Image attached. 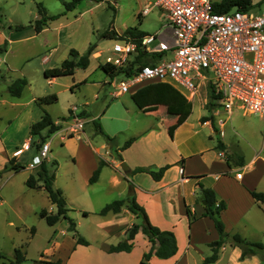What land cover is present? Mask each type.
<instances>
[{"label":"rangeland","instance_id":"374dc122","mask_svg":"<svg viewBox=\"0 0 264 264\" xmlns=\"http://www.w3.org/2000/svg\"><path fill=\"white\" fill-rule=\"evenodd\" d=\"M63 1L69 0H0V47H5L6 50L0 53V135L4 141L16 144L26 138L27 109H29V117L34 119L35 111H37L35 106L41 107L35 102H29L24 108L22 105L16 106L13 101H30L31 94L45 93L48 89L59 96L57 102L51 103L48 113L60 122L63 115L67 112L69 114L67 108L73 105L90 111L91 115L97 117L99 124L103 126L102 124L106 123L109 130H115L118 126L125 124L122 115L118 117V120H109L111 110L105 111V109L111 106L113 109L123 104L130 106L128 107L130 119L132 120L136 115L141 116L142 126L156 124L159 122V117L164 121L168 120L171 116L166 112L176 113V108L158 104L152 105L156 108L151 110V114H145L136 106L131 94L149 82H143L128 92L114 96L111 92L115 91L117 82L124 78V74H109L96 65L98 60L101 64L103 63L104 57L111 52L113 43L117 41L116 35L103 36V32L115 30L117 34H122L134 27L148 34L161 32L166 22L161 15L163 14L161 9L151 7L148 14L138 16L137 10L141 0H81L71 10H65ZM38 3L45 8L46 15L59 14L58 18L48 20L39 33L34 30V22L39 17ZM263 8L264 5L253 3L248 12L254 13ZM235 10L236 8L231 9V11ZM90 43L96 44L95 49L100 52V56H98L99 59L90 57L88 69L94 70L89 72L87 83L79 81L84 69H78L73 75L60 76L52 84L38 82L40 77L43 78V72H40L38 66L42 55H47L48 67L58 66L63 59L70 56V48L83 52ZM162 56L164 59H169L171 54L166 52ZM152 57L159 62L158 54ZM21 74L25 75L27 80H32V86L25 88L20 98L12 97L6 91L9 78L21 77ZM207 76L213 82L215 81L210 72ZM73 80H75L73 84H77L71 89ZM183 92L192 102L190 122L200 126L201 121L210 120L214 122V129L216 131L222 129L225 133L223 138L226 140L228 138L235 151L246 159H249L256 151L264 157V115L245 113L237 105L227 115L219 109L220 103L210 97L209 86L203 84L199 85L193 96L186 90ZM31 110L33 113H30ZM154 111H158V114L153 115ZM20 112L19 117L22 118L14 120ZM220 118H225V123L221 127ZM93 125L89 120L85 126L87 135L82 137L80 145L78 142L70 148L62 146L58 132L50 135L49 156L51 154L54 156L49 158L57 162L53 186L62 190L69 209L68 215L76 223L78 233L89 241L88 245L80 244L76 247L77 251L73 253L67 264H98L96 255L100 252L98 249L101 244L103 242L118 243L123 239L121 232L130 226L127 213L120 214L118 220L111 214H99L106 203L126 197L129 193V184L122 176H119L121 181L118 184H111L108 181L109 168L105 169L107 172L101 175L98 183H88L90 151L86 145H98L104 139L100 133L94 132ZM202 132L209 137L207 136L208 128L204 125ZM44 135H49L47 128L43 130ZM113 137L115 144L120 146L130 138L120 132L115 133ZM200 140L204 143L203 139ZM211 140L216 144L220 140L219 133L212 132ZM30 144L35 145L33 139ZM116 145H111L110 148L117 159ZM36 153L37 149L30 147L27 151L20 153V162L24 164V168L16 172L4 170L0 173V195L5 200L3 206H0V252L5 255L4 258H0V264H10L9 259H12L14 249L21 246L25 251V260L22 264H42L43 260L57 259L64 264L63 261L75 246V238L72 231L68 229L66 219L60 218L54 225H48L39 216L42 208L50 212L56 211L55 205L51 204L44 188H30L25 185V179L29 174L36 176L37 167H27L31 156ZM233 155L239 156L236 152ZM5 158L6 156L0 150V169L4 168ZM45 161L49 169L53 171L52 160L47 158ZM128 176L130 177V174ZM263 182L264 177L262 185ZM84 211L87 212L86 215L83 214ZM169 212L176 214V209L172 207ZM179 218V223L183 225L184 220L182 217ZM133 221L138 223L139 219ZM32 227L33 232H31ZM141 241L142 238H138L131 253L129 260L133 263L138 262L136 257L140 251ZM260 241L263 248L257 252L264 260V235L261 236ZM228 242L232 240L228 239Z\"/></svg>","mask_w":264,"mask_h":264},{"label":"crops","instance_id":"0c3cea01","mask_svg":"<svg viewBox=\"0 0 264 264\" xmlns=\"http://www.w3.org/2000/svg\"><path fill=\"white\" fill-rule=\"evenodd\" d=\"M253 3L256 5H264V0H252V4ZM142 4L143 1H139V7L137 10L138 16H141L138 12L140 11ZM260 11L261 10L254 13H259ZM78 52L80 54L83 53L82 51ZM93 56L99 59L98 56H100V52L94 49L89 56V61L90 57ZM47 61V55H42L38 63L40 72H43L45 68H49L47 66ZM100 62L101 61L98 60L96 64L99 68L101 65ZM89 64L90 63H88V66L85 68H77L73 73L76 74L78 69H84L83 75L79 78L81 83H87V78L90 74L89 72L94 70L91 71L92 68L88 69ZM7 67L8 70H10V67ZM85 70L87 72H85ZM21 75V77L25 78V75ZM58 77L60 76L46 78L43 74V78L40 77L41 79L38 80V82L42 84H44V82L52 84L57 81ZM14 79L15 78H9L6 87V91L9 95L8 85ZM31 81L32 80H27V84L24 86L20 96L12 97L20 98L24 89L32 86ZM74 82L75 80L71 81V89L77 84H73ZM50 93L49 89L45 90V93L34 92L29 98L30 101L23 102L22 100H17L13 102L16 106L22 105L25 108L29 102L36 103L35 99L37 97ZM57 100H59V96H57L55 102H57ZM50 105L51 103L42 104L41 107L34 105L37 110L35 111L34 119L29 117V109H27L28 116L26 118V126L28 128V134L22 141L16 144H11L10 142L4 141L2 135H0V150L3 152V155L6 156L5 165L11 157H14L17 162H20V153L27 151L30 147L36 148L35 145L30 144L28 149L19 151L28 139L31 140V135L29 133L30 125L40 119L42 109H45L47 112L50 111ZM153 106L151 105L143 108L137 107L142 112H145V114H151V110L156 108ZM69 107L67 108L68 111ZM128 107L130 106L123 104V106L119 105L114 107V109L112 106L106 108L105 111L111 110L109 120H118V117L122 115L125 124L118 126L115 130H109L106 123H103L101 128L103 132L109 136H113L115 133L120 132L125 137H134L133 141L128 147L121 150L119 149L120 145H116L117 153L120 154L121 157H118L116 154V159L114 153L111 152V148L105 137L100 133L104 139L100 141L98 145H86L90 151L89 177L97 167L99 160H104L106 164L101 167L98 178L93 184L98 183L101 175L104 172H107L105 169L109 168L110 174L108 181L111 184H118V182L121 181L119 176L124 177L129 184V193L127 196L132 195L137 203L145 209L151 223L161 229H170L174 232L177 240L176 253L169 258H160L153 254L149 258L148 263L204 264L203 261L205 257L212 253L209 243L216 240L219 235L212 218L208 215H203L205 207L199 190L200 184H202L204 188L213 189L217 202L222 200L225 203V208L221 210L219 217L224 224L225 230L230 235L237 232L246 240L260 241L261 236L264 235V204L256 201L251 196L250 190L264 191V182L262 185V179L264 177V157L256 151L249 159H246L243 155L238 153V151H235L228 138L227 140L223 138V136H225L224 131L222 135L219 134V141L223 143L224 148H219L217 143L214 144L212 140L210 141L212 132L218 134V131L213 127L214 122H211L210 120L201 121V125L196 126V124L189 121V114L188 117L177 125L171 133L169 131V126L175 122V112H166L171 116L166 121L159 117V122L156 124L142 126L140 122L142 119L141 116L136 115L132 120L130 119V108ZM79 110L82 116L85 117L86 123L82 130L71 134H69V126L72 121L67 116L68 112L63 115L64 120L62 119L61 122L59 119L53 118L50 115L52 120L59 125V129L55 132L59 133V140L62 146H68L70 148L77 145L78 142L80 145L82 137L87 135L85 126L88 121L91 120L93 123V120H97V117L91 115L90 111H87L86 109ZM30 113H33V111L31 110ZM152 113L153 115L158 114V111ZM20 114L21 112L18 116L14 117V120L21 119L22 117H19ZM7 120L9 122L11 121V119ZM203 125L208 128L207 136L209 137H206V134L202 132ZM93 130L96 133L95 127ZM206 138L207 140H205ZM200 139H203L204 143H202ZM234 152L239 154V156L234 157ZM53 156V154L50 156L48 155V159L54 160L49 158ZM239 157H242V159L240 160ZM121 161H125L129 167L128 172H123L121 170L119 166ZM164 165L169 166L159 180H154L150 174L146 172H132L136 167L158 169ZM180 167L182 168V172L179 170ZM239 171L241 172V176L236 177V173ZM128 174H130V177ZM4 203L5 200L0 195V206H3ZM186 206L196 217L191 222L188 221ZM172 207L176 209V214L169 212V209ZM122 213L128 214L130 225L134 223L133 220L137 218L139 219L138 222H140V218L130 212L126 206H123L119 212H108L106 215L111 214V216H116V220H118V216ZM179 217H182V220H184L183 225L179 223ZM121 235L124 239L125 229L121 232ZM138 238H142V244L136 257L138 262L133 263L129 259ZM111 244L113 243L103 242L101 244L98 249L100 252L96 255L97 260L99 261L98 264H141L140 260L143 253L148 251L151 245L147 240V237L141 231H138L135 234L130 251L109 252L108 249ZM79 245L80 244H75L72 252L66 260L63 261L64 264L69 262L73 253L75 254L77 251L76 247ZM240 254L241 249L238 246L226 242L220 247L217 259L214 262L207 264H264V260L259 256L258 252L246 256L245 258H241ZM60 264H62V262Z\"/></svg>","mask_w":264,"mask_h":264},{"label":"built area","instance_id":"2783aa9c","mask_svg":"<svg viewBox=\"0 0 264 264\" xmlns=\"http://www.w3.org/2000/svg\"><path fill=\"white\" fill-rule=\"evenodd\" d=\"M138 12L146 15L151 7L163 11L164 29L143 34L138 40L118 37L103 63L113 66L111 74L123 73L112 92L114 96L130 91L143 82H167L192 96L200 84L211 86L227 115L237 105L245 113L264 115V8L259 13L235 10L216 12L212 0H142ZM121 34V33H120ZM142 51L146 63L130 61ZM170 53L164 59L163 53ZM160 57L157 62L153 55ZM150 57V58H149ZM131 66V71L124 69ZM121 69V71H119ZM213 74V82L207 73ZM72 123L69 134L82 130L86 119L76 105L67 115ZM220 127L225 118H220ZM220 135L223 130L218 131ZM32 141L28 139L21 150ZM51 138L46 137L27 163L35 168L48 158ZM182 172V168H179ZM241 172L236 173L240 177Z\"/></svg>","mask_w":264,"mask_h":264},{"label":"trees","instance_id":"16d2710c","mask_svg":"<svg viewBox=\"0 0 264 264\" xmlns=\"http://www.w3.org/2000/svg\"><path fill=\"white\" fill-rule=\"evenodd\" d=\"M81 0H69L63 1L65 10H71L76 6ZM213 9L216 12H227L232 8L237 10L248 11L252 5V0H215L212 1ZM37 11L39 17L34 22V30L39 32L47 24L48 20H54L58 18L59 14L46 15L45 8L41 3L37 5ZM145 32L136 29L135 27L129 31H125L122 34H117L115 30L105 31L102 33L103 36H129L133 39H139ZM117 38V37H116ZM96 44L90 43L87 46V49L83 53H79L76 49L70 48L69 57H66L61 61L58 66H53L45 68L43 74L46 78L48 77H57L64 75H72L77 68H85L89 63V56L94 51ZM5 51V47L0 48V53ZM149 59L145 57L144 53L140 50L138 55L135 56L133 60L130 61L132 66L135 63H146ZM131 66L125 68L124 70L129 72L131 71ZM100 68L105 72L111 74L110 72L113 69V66L108 63H102ZM121 71V69H119ZM27 84V80L24 77L15 78L8 85V91L11 96H20L24 86ZM210 97L217 101L218 95L215 94L212 90V87L209 86ZM135 104L139 108H143L151 105H163L166 107L176 108L175 122L169 126V131L172 133L174 128L183 122L192 110V102L185 97V95L176 89L174 86L167 82H149L148 84L136 89L131 94ZM57 95L55 93H50L44 96L37 97L35 99L38 105L49 104L55 102ZM96 133H101L105 137L109 146L116 145L115 138L105 134L101 128V125L97 120H93ZM47 128L49 135L43 136V130ZM59 129V125L56 124L50 114L42 109V114L39 120L33 122L30 125L29 133L33 139V144H35L36 149H38L41 143L45 140L46 137L50 136L52 133ZM134 137H130L119 147V149H124L128 147L133 141ZM219 148H224L223 143L220 141L217 142ZM117 151V149H115ZM117 156L120 157V154L117 153ZM229 156V154H228ZM121 158V157H120ZM119 158V159H120ZM240 158V157H239ZM242 157L240 158V160ZM51 164L54 166V170L51 171L46 163L43 160L37 167L36 176L29 174L25 179V185L30 188H44L47 193V196L51 202L56 207L55 212H50L46 208H42L39 211V216L42 217L48 225H54L60 218H64L68 222V229L72 231L73 237L75 238V244L88 245L89 241L78 233L76 229V223L68 215V207L66 206V199L63 195V192L60 188H55L53 186V181L55 179V168L57 162L55 160L51 161ZM106 164L102 159L99 160L97 167L93 170L91 176L88 179L89 183H93L98 178L101 167ZM169 165H164L158 169H149L145 167H136L132 172H146L154 180H159L164 171L168 168ZM24 164L17 162L14 157L8 159V163L4 166L3 169H0V173L4 170H12L14 172L18 171L20 168H24ZM200 194L202 199L205 200L204 207L205 211L203 215H208L214 221L215 228L218 232V238L209 243L212 253L205 257L203 263L214 262L218 257V251L220 247L228 242V239H231V244L238 246L241 249V258H245L251 254H255L257 250L263 248V244L260 241H250L243 238L239 233L229 234L225 228L224 224L221 221L219 214L222 209L225 208V203L222 200L217 202L213 189L204 188L202 184L199 185ZM251 196L258 202L264 204V191L260 190H250ZM123 206L140 218V222L132 223L125 229V238L120 240L116 244H111L108 251L117 252V251H130L133 238L138 231H141L150 242V248L148 251H145L140 260L141 264H149V258L154 254L160 258H169L173 256L177 251V240L174 232L170 229H161L158 226L151 223L148 218V215L145 209L137 203L135 198L132 195H128L126 198L115 199L109 203H106L99 211L100 215H106L108 212H119ZM186 213L188 216V221L191 222L196 217L191 213L190 209L186 206ZM84 215L87 214L86 211L83 212ZM34 231V228H31V232ZM42 255V253H41ZM5 255L0 252V258H4ZM25 260V251L23 247H16L14 249V254L12 259H9L10 264H22ZM42 264H60L61 260L57 259L52 260H43Z\"/></svg>","mask_w":264,"mask_h":264},{"label":"water","instance_id":"95a60500","mask_svg":"<svg viewBox=\"0 0 264 264\" xmlns=\"http://www.w3.org/2000/svg\"><path fill=\"white\" fill-rule=\"evenodd\" d=\"M119 166H120V168H121V170L123 172H128L129 171V167L127 166V164L124 161H121L119 163ZM203 203H205V200H203Z\"/></svg>","mask_w":264,"mask_h":264}]
</instances>
